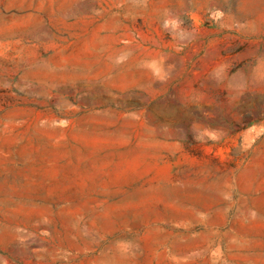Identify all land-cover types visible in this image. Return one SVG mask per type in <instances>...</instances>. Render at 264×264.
Instances as JSON below:
<instances>
[{"label": "rangeland", "instance_id": "374dc122", "mask_svg": "<svg viewBox=\"0 0 264 264\" xmlns=\"http://www.w3.org/2000/svg\"><path fill=\"white\" fill-rule=\"evenodd\" d=\"M0 264H264V0H0Z\"/></svg>", "mask_w": 264, "mask_h": 264}]
</instances>
